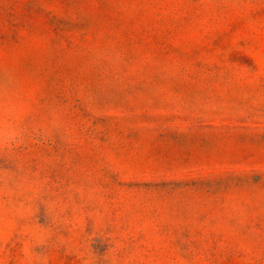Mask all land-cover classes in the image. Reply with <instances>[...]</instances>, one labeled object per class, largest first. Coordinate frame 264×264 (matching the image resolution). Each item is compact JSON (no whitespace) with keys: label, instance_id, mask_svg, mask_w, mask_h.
<instances>
[{"label":"rangeland","instance_id":"1","mask_svg":"<svg viewBox=\"0 0 264 264\" xmlns=\"http://www.w3.org/2000/svg\"><path fill=\"white\" fill-rule=\"evenodd\" d=\"M0 264H264V0H0Z\"/></svg>","mask_w":264,"mask_h":264}]
</instances>
